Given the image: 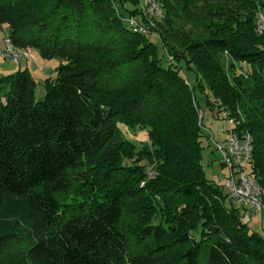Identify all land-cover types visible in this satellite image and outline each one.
<instances>
[{"label": "trees", "instance_id": "obj_1", "mask_svg": "<svg viewBox=\"0 0 264 264\" xmlns=\"http://www.w3.org/2000/svg\"><path fill=\"white\" fill-rule=\"evenodd\" d=\"M219 1H190L198 27L227 25L200 38V57L179 56L177 37L164 45L193 64L191 87L161 63L162 39L136 32L117 2L37 0L0 13L14 46L67 60L37 102L26 68L0 77V264H264L263 236L246 229L243 208L225 204L229 192L201 164L196 89L238 116L234 131L251 136L250 174L264 192V35L249 0L237 9ZM177 9L165 14L179 31ZM214 49L247 59L252 72L229 79ZM105 52L114 55L87 63ZM124 126L142 127L148 143L136 148Z\"/></svg>", "mask_w": 264, "mask_h": 264}, {"label": "rangeland", "instance_id": "obj_2", "mask_svg": "<svg viewBox=\"0 0 264 264\" xmlns=\"http://www.w3.org/2000/svg\"><path fill=\"white\" fill-rule=\"evenodd\" d=\"M114 4L116 15L119 18L124 19L125 22L133 25V29L139 34L149 36L150 39L158 44L160 40L165 43L164 45L173 46L174 43L171 38L177 37L180 42L177 43L176 52L179 56L183 55V57H193V59L197 56L200 57V50L196 49L198 43L202 40L200 38H212L213 36L221 35L223 33L218 32L220 28H225L227 25H223L219 23V29L213 30V33H209L210 31L205 29V27L200 28L191 21H189V17L192 15L191 9L194 8L191 0H124L126 3H120V1L109 0ZM132 1V2H131ZM194 0H192L193 2ZM209 2L211 0H208ZM217 1V0H216ZM249 6H254L253 12H249V8L246 9L247 14L253 15L255 17L256 24V33L257 37H261L264 35V0H249ZM3 2V0H0ZM37 0H5L4 3L0 4V13H3L5 10L19 7H24V10H28L33 7ZM130 2V3H129ZM153 3L154 7L150 5ZM222 3L224 7L230 8H238L242 3L241 0H223L219 1ZM201 4V3H199ZM191 6V7H190ZM204 6H210L208 4ZM152 8L154 10L152 11ZM177 9L175 12H180L179 16L182 17L181 24L177 26L180 27V30H175L169 20H167L165 11L167 9ZM130 12H127V11ZM245 13V12H244ZM243 13V14H244ZM188 17V18H183ZM169 22V23H167ZM136 28V29H135ZM172 35V36H171ZM9 34L8 24L0 26V49L4 45V39L9 37L10 40L12 38ZM166 38L167 42L164 41ZM161 47H162V43ZM27 47L29 51L28 60H22L19 64L13 61L10 56L0 55V77L6 76L9 73L16 72L19 69H27L29 74L32 76V79L35 82V92L34 98L37 102L38 100L44 99L47 89L45 88V84L50 82L52 78L57 76V70L62 65H64L67 60L61 58L59 56H51L49 58H44L39 50L30 46ZM13 48V46H12ZM163 48V47H162ZM159 49V56H162L161 63L163 65H172L173 67L179 69L180 74L185 78V83H188L191 87L195 84L194 80V71L191 69L192 63L188 66V59L186 61H182V59H178L177 55H173V53H168L167 48L164 46L163 49ZM218 49V48H217ZM217 49L211 50L215 52L213 57H217L220 64L224 68L229 79H233V77L239 78H247L248 75L252 72L251 63L246 60L240 61L238 59H234L231 57L229 53L224 50ZM23 50V49H22ZM14 51H18V49L14 48ZM209 52V51H208ZM113 56L112 52H105L102 54H91L88 57L87 63H92L94 61H104L107 58ZM207 89L205 90V92ZM3 94L0 92V98L3 99ZM208 98V101L205 99ZM192 102L196 107L198 113V124L201 125V130L204 135V141L202 143L201 150V164L204 168V175L207 180H211L218 186L222 193L227 194L228 189L226 188L227 178L229 176V170L222 163V153L219 152L216 148V144L221 143L225 140L227 135L230 133V123L226 119H223L221 115L223 112L227 114V116L232 119L233 123L241 124L239 120H237L238 116H233L232 111L225 109L222 106V100L219 96L218 98L211 95L210 91L206 92V95L200 94V92L195 90V94H193ZM207 102V103H206ZM240 110L237 108L236 112ZM240 113V112H239ZM240 121L243 122V118L240 115ZM124 128V135L129 141L135 143L136 148H140L142 144L148 143L147 141V131L143 130L142 127H136V129H130L129 127ZM236 132V131H235ZM142 160L141 163H146L145 171L146 179L151 180L154 177L155 170L151 169V161ZM126 162H130V160H126ZM146 181V180H145ZM145 181H141V186L145 185ZM229 194L225 198V204L230 207L241 208L242 204L235 203V201L230 197ZM241 218V217H240ZM243 221V219L241 218ZM246 229L249 232H257L260 236L264 238V213L260 217L258 212L252 213V215L245 219Z\"/></svg>", "mask_w": 264, "mask_h": 264}, {"label": "built area", "instance_id": "obj_3", "mask_svg": "<svg viewBox=\"0 0 264 264\" xmlns=\"http://www.w3.org/2000/svg\"><path fill=\"white\" fill-rule=\"evenodd\" d=\"M154 7L153 3H150ZM152 11L154 8H152ZM136 29V28H135ZM13 46V48H12ZM18 49V51H14ZM23 49V50H22ZM0 55L10 56L17 64L22 60H28L29 51L27 47H16L9 37L4 39V45L0 49ZM230 123V133L221 143L216 144V148L222 153V163L229 170V176L226 182V188L235 203L242 204L243 215L241 218L245 221L252 213H257L261 217L264 213V204L261 196L264 194L257 178L251 173V158L253 150L251 148V136L238 135L234 131L235 123L225 112L221 115Z\"/></svg>", "mask_w": 264, "mask_h": 264}]
</instances>
